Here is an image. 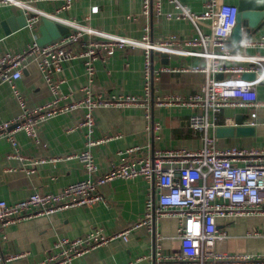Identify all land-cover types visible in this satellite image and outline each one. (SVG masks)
<instances>
[{
	"label": "built area",
	"instance_id": "1",
	"mask_svg": "<svg viewBox=\"0 0 264 264\" xmlns=\"http://www.w3.org/2000/svg\"><path fill=\"white\" fill-rule=\"evenodd\" d=\"M37 1L57 2L56 11L61 12L69 9L77 0H0V4L20 6L26 15V26L31 30L46 15L69 26V32L47 43L38 44V34L35 32L34 40L25 48L0 54V84H11L22 107L21 114L0 122V137L7 138L11 143L12 151L8 156L18 158L21 169L31 174L34 172L33 165L39 160H28L21 152L16 133L24 131L39 141L38 127L42 122L58 114H74L84 109L83 118L71 130L86 128V144L83 149L68 154L66 158H78L87 176L72 181L57 191L34 188L28 196L18 200L0 198V264L26 255V252L3 253L2 242L7 239L9 226L78 205L91 206L103 200L99 186L116 178L127 180L136 177L154 181L157 188L156 197L149 195L147 198L146 210L139 221L110 234L105 233L100 226L87 236L69 238L58 235L45 257L28 264H84L82 258L89 251L113 239L128 240L131 231L142 225L151 227L156 218L163 216L178 219L177 233L171 236V248L168 252L163 250L158 239L155 241L152 264H264L263 254L230 250L231 238L226 229L219 227L218 221L219 218L264 213V146L218 147L216 136L211 133L218 126L236 125L234 116L226 118L224 124H218V115L226 108L246 110L249 116L247 123L252 126L258 123L257 109L264 106V100L258 94V87L264 82V55L246 62H234L233 58L247 57L250 54L246 53L247 48L250 51L264 50V32L257 31L246 39L247 34L243 30L240 40L234 41L230 47L228 43L237 25V3L205 0L203 10L195 11L182 0H168L172 4L171 9L164 7V0H142L144 14L151 11L157 17L189 20L195 28L194 34L187 37L169 34L154 39L146 24L141 38H102L96 35L89 22L90 16H86L85 21H80L40 14L29 4ZM97 11L98 6L92 5L91 12ZM239 43L244 52L232 50ZM128 48H140L143 52V91L110 96L94 94L92 84L96 74V61H105ZM160 52L199 55L203 58L204 65L188 67L182 64H162L155 68L154 58ZM31 59L37 60L41 74L52 91L51 99L34 106L26 104L16 84ZM75 59L83 60L85 94L79 99L70 100L69 94L61 91L63 80L56 79L55 73L61 72L66 62ZM165 71L205 73V82L201 88L185 101L195 109L188 122L191 128L201 132L203 145L198 148L161 149L153 155L139 157H127L128 153L137 149L129 148L119 151V154L125 156L124 159L114 162L104 173H99L92 147L107 139L93 136L96 125L94 109L107 105L143 104L149 115L152 81ZM219 73L224 75L217 77ZM244 73H254L255 78L246 79L243 77ZM173 99L181 100L177 95L171 96L167 102H160L169 103ZM153 128L158 129L159 126L153 124ZM246 234L256 236L260 232L251 228ZM141 258L143 257L139 259Z\"/></svg>",
	"mask_w": 264,
	"mask_h": 264
},
{
	"label": "crops",
	"instance_id": "2",
	"mask_svg": "<svg viewBox=\"0 0 264 264\" xmlns=\"http://www.w3.org/2000/svg\"><path fill=\"white\" fill-rule=\"evenodd\" d=\"M205 0H182L195 11L203 10ZM237 3L238 0H223ZM40 14L56 15L59 18L85 21L90 16V24L98 37L126 36L141 38L146 24L150 27V36L158 39L169 34L181 37L191 36L195 32L193 24L186 19H167L157 17L150 11L144 14L142 0H77L61 12L56 11L57 2L37 1L29 3ZM97 5L98 11L92 13L91 6ZM164 7L171 9L172 4L164 0ZM21 7L12 4H0V54L25 48L34 40L36 31L21 27L7 34L3 22L9 16L21 14ZM57 14H56V13ZM42 22V21H41ZM40 25V24H39ZM259 32H264V26ZM40 36L39 29L36 32ZM232 50L244 52L243 48ZM264 50L250 51L247 57L233 58L234 62H246L259 59ZM163 56L157 54L154 67L165 64ZM169 65L188 67L204 65L199 55L184 56L180 52L168 54ZM144 56L140 48H128L108 57L105 61H96V74L92 89L94 94L110 96L122 93H141L143 91ZM55 78L63 80L61 91L69 94L70 100L79 99L84 94L86 84L85 67L82 59L66 62L63 70L55 73ZM247 79V78H246ZM205 82L202 71H165L154 78V89L149 104V115L143 104L135 106H100L94 109L96 119L93 136L107 140L92 147L99 173H104L114 164L124 159L119 151L137 148L127 157L153 155L157 150L167 148H198L203 145L201 132L190 127L188 118L195 111L185 101L198 91ZM26 104L34 106L52 97V91L44 80L37 60L27 63L23 76L16 81ZM258 94L264 100V82L258 87ZM180 96L181 100L166 103L171 96ZM161 100H166L161 103ZM84 109L74 114H58L38 127L39 141L24 131L16 133L19 148L28 160H39L34 172L28 174L21 169V161L8 156L12 151L10 141L0 137V198L9 201L28 196L34 188L44 191H57L68 183L85 178L86 170L78 158H66L72 152L83 149L86 144V128L71 130L83 118ZM22 107L14 95L11 84H0V122L15 118ZM244 114L246 110L223 109L218 124H224L226 118ZM258 123L253 133L234 134L228 137L216 135L218 147L240 145L242 147L264 146V106L257 109ZM158 125V129L153 128ZM103 200L91 206L78 205L51 215H43L23 220L7 229V239L2 242L3 253L26 252L25 256L8 261L6 264H28L45 257L51 250L58 235L69 238L87 236L96 227H102L105 233H114L135 224L144 215L146 200L156 197L154 181L143 177L131 179L116 178L99 186ZM219 227L226 229L233 252H246L264 255V213L219 218ZM178 219L174 216L156 218L151 227L142 225L130 232L128 240L113 239L107 244L86 253L84 264H152L154 244L158 239L165 252L170 251L171 236L177 233ZM256 229L260 234L247 236L248 229ZM159 236V237H158ZM143 257L139 259L140 257Z\"/></svg>",
	"mask_w": 264,
	"mask_h": 264
},
{
	"label": "water",
	"instance_id": "3",
	"mask_svg": "<svg viewBox=\"0 0 264 264\" xmlns=\"http://www.w3.org/2000/svg\"><path fill=\"white\" fill-rule=\"evenodd\" d=\"M238 15L237 25L234 28L232 37L228 45L231 47L234 41H239L243 30L246 32V39L250 38L254 33L260 31L264 26V0H238ZM26 26V15L23 11L18 15H11L7 20L3 22L4 30L7 34ZM40 36L37 38L38 44L47 43L53 39L60 37L61 35L69 32V26L65 23H61L52 16L46 15L42 18V22L39 25ZM241 47V43L236 46V49ZM250 49H246V53H249ZM154 54V52H153ZM163 56V61L168 64V53L160 52ZM224 74L219 73L217 77H222ZM244 78L254 79V73H244ZM152 88L154 89V81H152ZM153 92V90H152ZM244 114L239 113L235 116L236 125L218 126L216 128V135L220 137H228L234 134L248 135L254 132L255 128L249 125L244 120Z\"/></svg>",
	"mask_w": 264,
	"mask_h": 264
},
{
	"label": "rangeland",
	"instance_id": "4",
	"mask_svg": "<svg viewBox=\"0 0 264 264\" xmlns=\"http://www.w3.org/2000/svg\"><path fill=\"white\" fill-rule=\"evenodd\" d=\"M41 22H37V23H35V27H34V31H36L37 32V30L39 29V24H40Z\"/></svg>",
	"mask_w": 264,
	"mask_h": 264
}]
</instances>
